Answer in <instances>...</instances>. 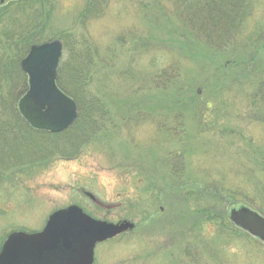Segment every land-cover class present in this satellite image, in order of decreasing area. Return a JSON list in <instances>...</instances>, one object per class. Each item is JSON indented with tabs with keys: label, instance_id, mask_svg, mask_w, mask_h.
I'll return each instance as SVG.
<instances>
[{
	"label": "rangeland",
	"instance_id": "rangeland-1",
	"mask_svg": "<svg viewBox=\"0 0 264 264\" xmlns=\"http://www.w3.org/2000/svg\"><path fill=\"white\" fill-rule=\"evenodd\" d=\"M54 2L45 38L82 32L87 1ZM253 5L243 37L261 35L260 53L239 66L244 52L230 43L214 53L184 32L170 0H112L86 33L116 117L77 158L56 155L0 181V243L40 232L76 205L97 220L135 224L97 245L95 264H264L263 243L221 235L199 214L221 199L215 216L240 205L264 216V0ZM18 147L21 162L45 154Z\"/></svg>",
	"mask_w": 264,
	"mask_h": 264
},
{
	"label": "trees",
	"instance_id": "trees-1",
	"mask_svg": "<svg viewBox=\"0 0 264 264\" xmlns=\"http://www.w3.org/2000/svg\"><path fill=\"white\" fill-rule=\"evenodd\" d=\"M86 1V6L78 15L82 32H64L53 39L45 37L46 21L51 18L46 10L49 14L52 12L54 0H9L0 3V181L13 175L20 167L24 169L26 166L29 168L37 165L41 168L56 155L63 159L77 158L85 147L99 141L97 136L107 135L106 124L113 116L116 117L117 106L110 102L99 75L101 52L86 33L89 22L101 18L112 0ZM170 1L175 7L167 9L179 16L184 32H190L191 36L211 48L214 53H222L231 43L237 52L245 54L239 56V66L247 63L245 58L249 63L256 61L262 36L258 34L253 40L252 36L243 37L244 25L253 15V0ZM164 9L162 10L165 12ZM56 39L64 45L57 84L76 102L78 118L68 130L53 134L32 128L22 117L19 102L29 89L28 76L21 69L22 60L33 45ZM166 76L167 74L164 77ZM257 98L261 101L260 109H264V86ZM19 144L28 147L26 151L32 152L31 154L40 151H45V154L37 159L21 162L23 156L20 157L15 150L19 148ZM14 168L17 169L14 171ZM220 200L218 203L206 200V206L199 210V214L207 220L206 223L217 228L219 226L221 235H226L229 231H241L239 233L251 237L230 219V212L235 208L228 214L225 209L221 216L213 215L219 209ZM1 248L2 243L0 250Z\"/></svg>",
	"mask_w": 264,
	"mask_h": 264
},
{
	"label": "water",
	"instance_id": "water-1",
	"mask_svg": "<svg viewBox=\"0 0 264 264\" xmlns=\"http://www.w3.org/2000/svg\"><path fill=\"white\" fill-rule=\"evenodd\" d=\"M62 58L63 44L55 40L32 46L21 62L29 89L19 102V110L35 130L62 133L78 118L76 102L57 85ZM230 219L264 243V217L257 211L248 207L232 209ZM134 229L130 221L114 224L96 220L73 205L54 212L41 232L11 233L0 251V264H94L99 243Z\"/></svg>",
	"mask_w": 264,
	"mask_h": 264
}]
</instances>
